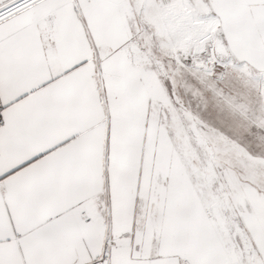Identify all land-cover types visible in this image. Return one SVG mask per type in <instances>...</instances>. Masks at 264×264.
<instances>
[{"label":"snow or ice","instance_id":"obj_1","mask_svg":"<svg viewBox=\"0 0 264 264\" xmlns=\"http://www.w3.org/2000/svg\"><path fill=\"white\" fill-rule=\"evenodd\" d=\"M0 264H264V0H0Z\"/></svg>","mask_w":264,"mask_h":264}]
</instances>
